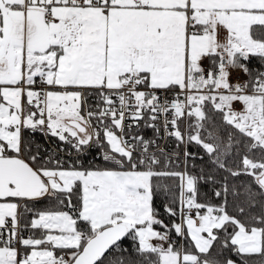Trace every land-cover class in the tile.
I'll return each instance as SVG.
<instances>
[{
	"label": "snow or ice",
	"instance_id": "1",
	"mask_svg": "<svg viewBox=\"0 0 264 264\" xmlns=\"http://www.w3.org/2000/svg\"><path fill=\"white\" fill-rule=\"evenodd\" d=\"M0 264H264V0H0Z\"/></svg>",
	"mask_w": 264,
	"mask_h": 264
},
{
	"label": "trees",
	"instance_id": "2",
	"mask_svg": "<svg viewBox=\"0 0 264 264\" xmlns=\"http://www.w3.org/2000/svg\"><path fill=\"white\" fill-rule=\"evenodd\" d=\"M192 151L195 152V151H198V149H196L195 147H193V148H192Z\"/></svg>",
	"mask_w": 264,
	"mask_h": 264
}]
</instances>
